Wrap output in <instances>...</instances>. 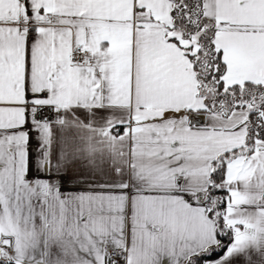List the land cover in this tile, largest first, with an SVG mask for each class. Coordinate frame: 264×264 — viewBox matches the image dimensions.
Here are the masks:
<instances>
[{"label":"snow or ice","instance_id":"1","mask_svg":"<svg viewBox=\"0 0 264 264\" xmlns=\"http://www.w3.org/2000/svg\"><path fill=\"white\" fill-rule=\"evenodd\" d=\"M0 264H264V0H0Z\"/></svg>","mask_w":264,"mask_h":264}]
</instances>
